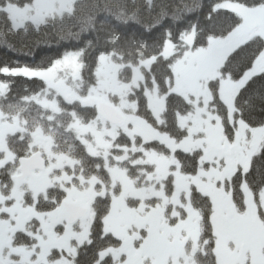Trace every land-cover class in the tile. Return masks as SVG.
Instances as JSON below:
<instances>
[{
  "label": "rangeland",
  "instance_id": "1",
  "mask_svg": "<svg viewBox=\"0 0 264 264\" xmlns=\"http://www.w3.org/2000/svg\"><path fill=\"white\" fill-rule=\"evenodd\" d=\"M75 1L32 0L31 3H19L18 0H7L1 9L7 13L12 25L19 28L28 22L40 25L50 18L70 12ZM216 7L238 15L241 24L224 38L209 39L206 47L194 46L192 29L183 35L181 47L184 48L171 63L172 80L168 93L182 96L191 108L186 114L176 117L178 127L186 132L181 140L156 131L141 119L137 115L136 102L130 99L134 88L142 80L140 67L149 68L153 59L133 67L131 81L122 82L119 79L122 66L113 62L110 54H101L95 70L96 81L83 92L85 94L80 92L85 88L79 52H68L46 69H2L5 74L42 79L44 91L34 99L53 112L59 111L58 97L89 106L93 104L85 102L92 99L94 103L111 105L124 117L121 125H109L99 116L88 124H82L76 118L70 124L87 150L100 155L108 164L110 156L116 161L120 159L110 152L113 148L121 149L125 157L130 153L139 154L130 162L137 167L142 164L152 166L151 170H140L144 185H138L117 165L107 169L110 177L107 196L110 202L103 218V229L121 241L119 248L108 250L115 264H193L185 247L188 239L196 241L198 237L199 218L189 206L192 187L209 196L212 202L211 222L217 238L216 245L218 242L215 250L217 264H264V189L259 193V203L256 205L249 189L242 183L245 208L239 213L233 206L230 192L225 188L234 173L240 171L244 174L247 171L251 157L264 142V124L257 128L250 127L234 116V97L238 90L252 76L264 72V49L239 79L230 80L220 71L227 55L239 45L253 37H261L264 41V5L247 8L237 3L223 2ZM176 51L167 40L162 55L169 58ZM214 81H217V95L225 105L229 123L233 127L231 138L225 133L217 107L213 104L210 83ZM5 91V83L0 82V97ZM145 96L153 117L161 123L165 95L160 96L155 86L147 88ZM20 130L27 131L24 123L18 118H7L0 112V169L6 168L11 176L20 173L18 163H14L15 153L6 146L5 139L8 134ZM30 134L32 144L40 149L47 163L44 170L35 173L34 177L21 183L15 182L10 196L0 192V260L6 264H73L77 246L88 241L93 219L92 202L96 197L105 196L104 184L101 183L99 191L97 180L92 177L87 180L80 178L82 184L77 188L74 185L67 187L71 177L63 173L62 168L66 164L71 165L68 158L53 152L52 138L39 131ZM121 134L130 139L128 147L114 145ZM149 141L163 144L170 153L164 155L153 148L147 149L144 144ZM175 151L200 154L194 175L180 172ZM22 157H30V154ZM170 175L173 177V190L167 196L164 181ZM54 185L64 193L60 204L69 201L79 205L86 210L83 217L68 224V215L60 210V204L56 201L58 198L52 197L55 200L52 204L47 202L48 199L42 203L36 202L38 195ZM30 199L32 201H28ZM128 199L139 202L130 205ZM178 207L184 208L187 215L183 220L169 225L164 221L168 218L166 212L176 220L179 217ZM18 232L29 235L31 244L14 245L13 240ZM51 255L54 258L49 259Z\"/></svg>",
  "mask_w": 264,
  "mask_h": 264
},
{
  "label": "trees",
  "instance_id": "2",
  "mask_svg": "<svg viewBox=\"0 0 264 264\" xmlns=\"http://www.w3.org/2000/svg\"><path fill=\"white\" fill-rule=\"evenodd\" d=\"M6 1L0 0V82L6 86V91L0 97V112L7 118H18L22 124L24 123L27 131L20 130L8 134L5 144L15 153L14 163L17 164V159L22 156L36 151L41 152L32 144L30 134L39 131L52 138L53 152L65 155L71 164H66L62 168L63 173L71 177L67 187L74 185L77 188L82 184L80 178L87 180L92 177L96 178V187L99 191L101 183L104 184L105 196L96 197L92 202L93 219L88 241L77 246L73 264H115V259L108 250L119 248L121 241L113 233H105L103 229V218L109 210L110 202L107 196L110 183L107 169L117 165L136 180L138 185H144V180L139 175L140 170H151L152 166L142 164L137 167L130 162L139 154L130 153L125 157L121 149L113 148L110 152L120 159L116 161L110 156L108 164L100 155L88 151L77 133L70 128L75 118L80 119L82 124L91 123L98 116L96 105H83L78 101L68 102L67 98L58 97L59 111L53 112L34 99L44 91L45 83L42 79L20 74H5L2 73V69L17 67L46 69L68 52H79L81 77L85 88L80 92L85 94L83 92L96 81L95 70L101 54H110L113 62L122 66L119 71V79L122 82L131 81L133 67L153 59L149 68L140 67L142 80L138 87L134 88L130 99L136 102L137 115L141 119L156 131L181 140L186 132L178 127L176 117L178 114H186L191 108L182 96L168 93V88L172 80L171 63L184 48L181 47L183 35L193 29L194 46L206 47L209 39L224 38L241 24L238 15L217 8V4L233 2L253 8L264 5V0H76L70 12L50 18L40 25L28 22L19 28L12 25L7 13L1 9ZM167 40L177 49L169 58L162 55ZM263 49L264 41L261 37L249 39L227 55L221 66V73L230 80L239 79L252 66ZM210 85L214 97L213 104L217 107L225 133L231 138L233 127L229 123L227 109L217 95V81L211 82ZM155 86L160 96L165 95L161 123L153 117L145 96V90ZM90 100L92 102V99H88L85 103H89ZM234 109V116L248 126L257 128L264 124V72L252 76L238 90L234 97ZM136 141L138 142V139ZM130 142L128 137L121 134L116 138L114 145L128 147ZM144 147L153 148L164 155L170 153L168 148L157 141H149ZM174 156L181 173L186 175L196 173L200 156L198 152L175 151ZM5 169L3 167L0 169V192L4 196H10L15 180ZM229 180L225 188L230 192L231 201L237 212L241 213L245 208L242 183L252 194V201L256 205L259 203L258 195L264 189V142L259 151L251 157L247 171L244 174L238 171ZM172 181V175L164 181L167 196L172 193ZM52 197L58 198L56 201L60 204L61 198L64 197L62 189L54 185L45 193L38 195L35 200L42 203L48 199L47 202L52 204L55 203ZM127 202L133 205L139 201L128 199ZM64 203L70 202L64 201L60 204L61 211H65ZM189 206L199 218L198 237L196 241L188 239L185 246L191 255L192 263L217 264L215 250L218 242L216 245L211 222L213 211L211 199L192 187ZM37 208L42 210L41 207ZM178 212L179 217L176 220L170 218L166 212L168 218L164 221L174 225L187 215L182 207H178ZM13 242L14 245H30L32 240L26 233L18 232ZM51 258L54 256H49V259Z\"/></svg>",
  "mask_w": 264,
  "mask_h": 264
},
{
  "label": "water",
  "instance_id": "3",
  "mask_svg": "<svg viewBox=\"0 0 264 264\" xmlns=\"http://www.w3.org/2000/svg\"><path fill=\"white\" fill-rule=\"evenodd\" d=\"M97 113L112 125H121L123 123V116L120 115L112 106L105 103H98ZM44 160L40 157L39 153H34L30 157L19 159L20 175L16 177L17 180H22L31 175L34 170H43ZM65 211L67 212V223L72 224L78 218L83 217L85 209L80 208L79 205L72 203H64ZM0 264H5L0 260Z\"/></svg>",
  "mask_w": 264,
  "mask_h": 264
},
{
  "label": "flooded vegetation",
  "instance_id": "4",
  "mask_svg": "<svg viewBox=\"0 0 264 264\" xmlns=\"http://www.w3.org/2000/svg\"><path fill=\"white\" fill-rule=\"evenodd\" d=\"M90 102H91V100H90ZM88 103V104H93V105H95L96 103H94L93 101L91 102V103ZM42 155V154H41ZM44 159H45V157L44 156H42ZM21 158H24V157H21ZM21 158H19V159H21ZM19 159H17V163H18V172L20 173V171H19ZM18 173V174H19ZM35 173H38V172H36V171H32V173H31V175L29 176V177H34L36 174ZM17 175V174H16ZM15 175H13V176H11V177H14ZM29 177H26V178H24V179H22V180H17V179H14L15 180V182H18V183H21L23 180H25V179H27V178H29ZM63 212H64V215H68L67 214V212L66 211H64L63 210ZM67 218V217H66Z\"/></svg>",
  "mask_w": 264,
  "mask_h": 264
}]
</instances>
